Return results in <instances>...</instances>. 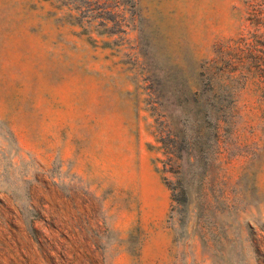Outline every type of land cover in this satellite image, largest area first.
<instances>
[{"label": "rangeland", "instance_id": "1", "mask_svg": "<svg viewBox=\"0 0 264 264\" xmlns=\"http://www.w3.org/2000/svg\"><path fill=\"white\" fill-rule=\"evenodd\" d=\"M242 0H0V264H264V89L203 63Z\"/></svg>", "mask_w": 264, "mask_h": 264}, {"label": "trees", "instance_id": "2", "mask_svg": "<svg viewBox=\"0 0 264 264\" xmlns=\"http://www.w3.org/2000/svg\"><path fill=\"white\" fill-rule=\"evenodd\" d=\"M248 28L232 38L227 49L218 44L214 56L203 63L209 77L233 75L245 82L260 83L264 89V0H242Z\"/></svg>", "mask_w": 264, "mask_h": 264}]
</instances>
